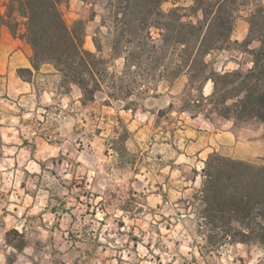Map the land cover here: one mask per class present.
I'll return each mask as SVG.
<instances>
[{"label":"rangeland","instance_id":"obj_1","mask_svg":"<svg viewBox=\"0 0 264 264\" xmlns=\"http://www.w3.org/2000/svg\"><path fill=\"white\" fill-rule=\"evenodd\" d=\"M191 2L162 0L161 9ZM92 8L99 25L98 5L60 3L69 25L82 19L75 14L86 15L88 50L99 27H87ZM246 16L240 10L234 27L244 26L238 21ZM151 33L158 36L156 28ZM16 49L26 54L18 45L0 62V264H264V245L206 240L199 189L209 154L198 155L188 139L209 119L206 110L195 120L181 111L198 98L187 82L164 92L166 79H159L125 102L107 103L98 92L82 103L78 86L46 68L18 74L10 57ZM207 59L221 71L234 69L223 66L237 59L246 69L251 57L230 48ZM123 63L112 59L110 71L119 74ZM211 88L209 81L203 93ZM129 101L134 111L123 108Z\"/></svg>","mask_w":264,"mask_h":264},{"label":"trees","instance_id":"obj_2","mask_svg":"<svg viewBox=\"0 0 264 264\" xmlns=\"http://www.w3.org/2000/svg\"><path fill=\"white\" fill-rule=\"evenodd\" d=\"M102 10L92 37L95 51L84 48L82 19L70 25L60 10L61 0H8L0 13V28L6 24L13 35L24 17L21 34L30 44L34 69L53 66L61 83L81 90V101H94L104 92L106 102H125L137 92L148 91L159 79L187 76V87L197 92L193 108L183 106L192 117L203 113L243 122L255 118L264 123V4L260 0H192L188 6L162 11V0H85ZM247 10L248 29L241 40L231 33L240 10ZM96 15L92 8L90 19ZM104 27L106 31H102ZM158 30L154 37L151 29ZM100 35L111 56L101 55ZM252 43H256L251 47ZM235 49L248 53L250 67L218 71L207 56L214 51ZM123 57L119 74L110 71L111 60ZM18 74L32 73L19 68ZM211 82L209 94L204 85ZM141 90V91H140ZM134 101L123 108L135 110ZM171 105V104H170ZM208 105V107H206ZM200 213L206 240L212 244L258 243L264 245V162H246L210 153L201 169Z\"/></svg>","mask_w":264,"mask_h":264},{"label":"crops","instance_id":"obj_3","mask_svg":"<svg viewBox=\"0 0 264 264\" xmlns=\"http://www.w3.org/2000/svg\"><path fill=\"white\" fill-rule=\"evenodd\" d=\"M7 2L8 0H0V13L5 14L7 10ZM15 18L20 22L18 27V33L13 35L9 30L6 24H3L0 28V44H3L4 53L0 56V62L5 59V53L12 49L13 47H17L18 45H23L26 51V54H23L21 49H16L11 57V62L17 63L15 68L24 67L29 68L32 71H40L43 68H46L47 71L52 72L54 74L55 70L53 66L49 63H43L40 65L39 69H34L31 62L30 56L32 53V49L27 40L21 36V34L25 30L24 20L25 18L20 16L16 11L13 12ZM74 18H82L86 19V15L82 13L75 14ZM97 18L87 19V27L89 24H93L92 26L97 25ZM244 23V26L240 28L234 27L231 33V39L241 41L247 33L248 22L246 19H240L238 23ZM256 43H252L251 46H255ZM90 50L95 51L96 48L94 44L92 47H88ZM224 50V49H223ZM239 56L244 54L245 52H241L237 50ZM7 59V58H6ZM5 59V61H6ZM251 65V60L248 63V67ZM226 66H231V68H237L242 66V63L237 60H228L224 64V68ZM187 82L186 75L179 76L174 80L165 81L164 92H172L174 89L181 90ZM163 83V82H162ZM29 84V82H27ZM159 85L157 86V90L159 92ZM163 97L162 95L159 96ZM197 116L191 117V120H195ZM206 125L195 126L192 129V133L188 139V143L190 146L195 148V151L198 152V155H205L212 152H216L222 156L240 159L246 162L251 163H263L264 162V123L255 119L250 118L243 122L234 121L233 119H224L217 118L216 120L201 121Z\"/></svg>","mask_w":264,"mask_h":264}]
</instances>
